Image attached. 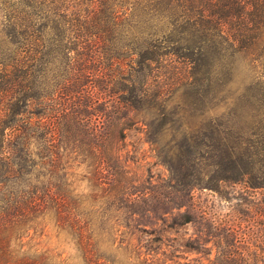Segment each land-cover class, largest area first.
I'll list each match as a JSON object with an SVG mask.
<instances>
[{"label":"trees","instance_id":"trees-1","mask_svg":"<svg viewBox=\"0 0 264 264\" xmlns=\"http://www.w3.org/2000/svg\"><path fill=\"white\" fill-rule=\"evenodd\" d=\"M0 31L9 44L0 50V264H117L103 245H115L120 218L127 230L146 212L169 227L192 222L169 211L170 198L149 206L155 190L134 185L121 149L138 124L168 187L189 197L235 184L264 195V118L189 138L166 128L153 75L164 55L197 49L224 68L225 87L242 62L264 84L255 75L264 67V0H0ZM49 226L74 257L27 246Z\"/></svg>","mask_w":264,"mask_h":264},{"label":"rangeland","instance_id":"rangeland-1","mask_svg":"<svg viewBox=\"0 0 264 264\" xmlns=\"http://www.w3.org/2000/svg\"><path fill=\"white\" fill-rule=\"evenodd\" d=\"M169 36L166 33L164 39ZM55 43L59 48L61 41ZM8 45L0 31V50ZM200 53L197 49L180 50L176 55H164L153 66L154 79L163 91L162 119L170 121L166 128L184 131L200 141L212 127L229 125L246 131L260 126L264 118L262 81H252V73L242 62L234 73V83L225 87L228 75L225 77L224 68L219 64L210 67ZM185 54L196 60L189 67L180 59ZM60 63L59 57L55 65ZM255 73L260 77L264 67ZM46 77L47 82L52 81ZM121 159L134 185L155 190L153 196L158 199L148 201L149 206L161 208L158 202L170 198L169 211L184 212L192 222L169 227L146 212L136 218L139 222L134 223L135 228L127 230L118 226L122 225L118 217L112 236L115 245L111 249L103 245L117 264H264V195L259 190L252 193L241 185L224 184L219 192L195 188L188 197V193L178 192L177 186L168 187V171L156 158L141 124L125 131ZM72 168L77 174L75 166ZM158 214L169 220L164 210ZM26 240L32 250H48L62 258L75 255L66 236L58 235L50 226L43 233H30ZM118 246L121 249L116 251Z\"/></svg>","mask_w":264,"mask_h":264}]
</instances>
